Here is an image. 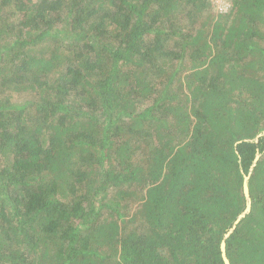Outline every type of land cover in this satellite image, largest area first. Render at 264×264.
I'll return each mask as SVG.
<instances>
[{
  "label": "trees",
  "instance_id": "1",
  "mask_svg": "<svg viewBox=\"0 0 264 264\" xmlns=\"http://www.w3.org/2000/svg\"><path fill=\"white\" fill-rule=\"evenodd\" d=\"M0 0V264H264V0Z\"/></svg>",
  "mask_w": 264,
  "mask_h": 264
},
{
  "label": "water",
  "instance_id": "2",
  "mask_svg": "<svg viewBox=\"0 0 264 264\" xmlns=\"http://www.w3.org/2000/svg\"><path fill=\"white\" fill-rule=\"evenodd\" d=\"M259 158V154H256L254 162L252 164V166L250 167L248 174L243 176V184H242V189H243V195L245 198V209L244 211L237 216V218L235 219V221L232 224V227L229 229V231L224 235L223 240L220 244V252H221V259L223 261L224 264H230L229 260L226 256V251H225V239H227L229 237V235L234 231L236 225L245 217L246 214L249 213L250 208H251V199H250V195H249V189H248V181H249V176L253 170V167L255 165V162L257 161V159Z\"/></svg>",
  "mask_w": 264,
  "mask_h": 264
},
{
  "label": "built area",
  "instance_id": "3",
  "mask_svg": "<svg viewBox=\"0 0 264 264\" xmlns=\"http://www.w3.org/2000/svg\"><path fill=\"white\" fill-rule=\"evenodd\" d=\"M213 3H214L213 5H215L214 7H215L216 11L220 12V13L227 12L229 5H230L229 0H215V2L213 1Z\"/></svg>",
  "mask_w": 264,
  "mask_h": 264
},
{
  "label": "rangeland",
  "instance_id": "4",
  "mask_svg": "<svg viewBox=\"0 0 264 264\" xmlns=\"http://www.w3.org/2000/svg\"><path fill=\"white\" fill-rule=\"evenodd\" d=\"M210 1H212V0H210ZM214 2H215V0H213ZM213 1H212V3H213ZM214 4V3H213ZM215 6V5H214ZM215 11H216V9H215Z\"/></svg>",
  "mask_w": 264,
  "mask_h": 264
}]
</instances>
